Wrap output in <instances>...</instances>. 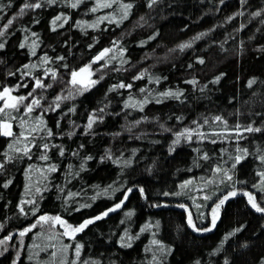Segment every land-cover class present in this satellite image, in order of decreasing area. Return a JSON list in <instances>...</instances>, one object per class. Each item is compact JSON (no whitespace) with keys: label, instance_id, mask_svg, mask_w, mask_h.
<instances>
[{"label":"trees","instance_id":"1","mask_svg":"<svg viewBox=\"0 0 264 264\" xmlns=\"http://www.w3.org/2000/svg\"><path fill=\"white\" fill-rule=\"evenodd\" d=\"M110 1L0 0V264H264V0ZM216 168L200 223L172 195Z\"/></svg>","mask_w":264,"mask_h":264},{"label":"snow or ice","instance_id":"2","mask_svg":"<svg viewBox=\"0 0 264 264\" xmlns=\"http://www.w3.org/2000/svg\"><path fill=\"white\" fill-rule=\"evenodd\" d=\"M54 2V0H49V3H52ZM152 2L154 3L155 0H152ZM41 5L40 4H35V5H28L26 4L23 8H21L20 10V13L23 14L24 10L28 7H34V8H39ZM73 7H75L76 5L73 4L72 5ZM151 6V5H149ZM125 8L127 9H130L132 7L131 4H128V5H125L124 6ZM96 9H92V11H95ZM258 15V13H257ZM127 16V13H125V17ZM57 20L60 19V17H57L56 18ZM12 21L10 20L9 21V24H11ZM55 23V21H54ZM2 34V33H0ZM201 35H204V34H201ZM200 37H196L195 39H199ZM191 45L190 44H182L180 45V49L183 50L184 48L186 47H190ZM0 47H3L2 44H0ZM21 47H23V45H21ZM105 51H108V50H105ZM101 56H103V53H101ZM97 59H100V57H97ZM200 63H204L203 60H200L199 61ZM27 67V65L25 66ZM87 69L86 68H82L80 69V73H84L86 72ZM54 75V74H53ZM73 75V83H76V76H77V73L76 72H73L72 73ZM220 79V77H217L216 80L218 81ZM215 82V81H214ZM91 83H95V81H92ZM250 84L252 83V81L249 82ZM37 86H41L40 85V82L37 81ZM120 87H124V85H120ZM130 87V85H129ZM31 95V94H29ZM162 95L164 96H175L176 98H179V93H173V92H166V93H163ZM5 97H7V99H5ZM0 99H3L4 100V107L3 108H0V114H4L5 117H7L8 113L6 112V109H16L17 106H18V103H22L25 99H27L26 97H11L10 96V90L5 88L3 92H0ZM59 99V97L57 98ZM11 101V102H10ZM39 101L38 100H33L32 104L35 105V104H38ZM27 111H32V105H29L27 107ZM215 120L217 121H220L221 120V117H216ZM92 122H93V118L90 117V120H89V124H88V128L90 129L92 127ZM11 124L6 120V119H3V120H0V134L2 135H5V136H11L13 133L11 132ZM246 131L248 132H252V131H260V129H255V128H252L251 126H249L247 129H245ZM51 134V133H49ZM175 143H179V136H178V139L176 141H174V144ZM11 147V145L9 146ZM45 147H47V145H45ZM17 151H19V149H17ZM27 153V150H25V154ZM46 158V157H45ZM205 159H207V157H205ZM264 159V158H262ZM0 167H3L2 165H0ZM53 171L55 170L54 168L52 169ZM230 179V177H229ZM7 185H5L6 187ZM129 191H131V189H129ZM141 191H143L141 189ZM236 195L235 192H230L228 194V196H225L224 199L220 200L219 203L213 208V218H212V224L213 226H215V223H216V219L218 218V210L221 208V206L224 204V202L230 197V196H234ZM245 195H249V203H251L252 207L256 209V211L258 212H264V208H261L259 207L255 201H254V198L248 194V193H245ZM205 199H207V197H205ZM123 203V201H121V204ZM121 205H116V208H119ZM114 209H109V211H113ZM21 211H23V208H21ZM104 215H107V213H104ZM128 215H131V213H128ZM101 217H96V219H100ZM49 219H54L56 222H58L59 224L61 225H64L65 222L63 220H61V218L59 216L57 217H54V218H50V217H45V216H41L39 218L40 221H46V220H49ZM92 223V220H86L83 224H81L79 227L77 228H72L70 225L67 226V229H70L65 231L64 235H69V236H72L74 238V235L76 232H79V231H82L88 224ZM189 225L192 226V221L191 219H189ZM33 227H35V225H33ZM30 229H25L23 232L20 233L21 236L25 235V233L27 231H29ZM204 231H211V228L209 229H204ZM235 231H240V229H236ZM234 233H230L229 235H232ZM5 240L7 239H10V237H5L4 238ZM4 243V240H0V244H3ZM153 243H156V241H153ZM79 248L80 246L77 245L76 246V252H77V255H79ZM55 254V253H54ZM227 264V262H226Z\"/></svg>","mask_w":264,"mask_h":264},{"label":"rangeland","instance_id":"3","mask_svg":"<svg viewBox=\"0 0 264 264\" xmlns=\"http://www.w3.org/2000/svg\"><path fill=\"white\" fill-rule=\"evenodd\" d=\"M107 1V6L113 3V1L110 0ZM107 52L108 51L104 53L103 57ZM84 68L87 69L84 73H80V70L76 71L77 76L75 79L82 85H89L92 82L91 70L89 69V66ZM234 185H236V183L231 171L226 168H216L213 175L204 181H196L193 179L183 181L179 185L178 192L172 196L175 198L186 199L193 213L196 215L198 222L204 223L207 219L208 210L212 213L211 208H209L210 202L216 196L224 193L229 187ZM258 187L260 190H264V172L261 175V182ZM205 197H207V199H205ZM190 217L193 218L191 213Z\"/></svg>","mask_w":264,"mask_h":264},{"label":"water","instance_id":"4","mask_svg":"<svg viewBox=\"0 0 264 264\" xmlns=\"http://www.w3.org/2000/svg\"><path fill=\"white\" fill-rule=\"evenodd\" d=\"M72 77H73V75H72Z\"/></svg>","mask_w":264,"mask_h":264}]
</instances>
